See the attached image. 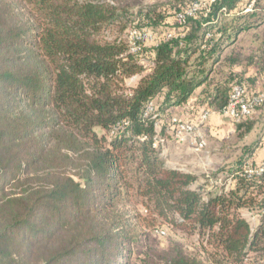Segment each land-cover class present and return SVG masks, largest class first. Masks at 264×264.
I'll return each instance as SVG.
<instances>
[{"label": "trees", "instance_id": "16d2710c", "mask_svg": "<svg viewBox=\"0 0 264 264\" xmlns=\"http://www.w3.org/2000/svg\"><path fill=\"white\" fill-rule=\"evenodd\" d=\"M251 2L215 0L182 26L185 0L138 12L119 0H0V264H130L140 238L122 207L134 200L151 226L198 237L197 251L177 246L160 264H264L254 163L205 196L154 147L174 109L223 113L235 85L264 79V0L246 13ZM170 29L131 51L130 32ZM242 209L261 210L255 228Z\"/></svg>", "mask_w": 264, "mask_h": 264}, {"label": "rangeland", "instance_id": "374dc122", "mask_svg": "<svg viewBox=\"0 0 264 264\" xmlns=\"http://www.w3.org/2000/svg\"><path fill=\"white\" fill-rule=\"evenodd\" d=\"M169 1L171 0H119L121 4L130 5L134 12L160 8ZM185 1L186 5L190 4L191 6L201 0ZM255 3L256 1L249 9H253ZM169 20L170 22L175 21L177 24L175 17ZM170 31L174 30L170 29ZM153 35L155 38L162 37L164 32L157 30ZM154 41L148 44H152ZM134 82L135 78L129 83L133 84ZM254 88L256 92L264 91V79L258 82ZM171 115L183 121L198 123L200 114L187 108L185 110L174 109ZM220 115L224 114L212 113L209 120L201 126V132L207 142V146L201 152L194 150V145L190 140L184 143L177 142L169 128L161 135L165 139L161 152L167 167L196 175L199 181L193 188L202 187L205 196L208 193L229 192L233 185L234 173L232 171L240 167L244 163L243 161L249 160V163H254V166L264 161V157L261 155L264 148V108L259 109L252 118L239 123L225 115ZM251 122H255V129L249 134H245L243 129L240 134L237 127ZM160 131H162L161 126ZM250 156L253 160L250 159ZM249 166L248 164L245 166L246 173ZM122 211L127 226L140 238V248L136 251L140 252V255L138 253L134 255L130 264H160L165 254L173 253L177 246L186 252L197 251L199 243L196 235L189 236L162 220L151 226L152 220L149 213L138 201L134 200L131 204L123 206ZM240 213L252 228L256 227L258 218L262 215L261 210L242 209ZM162 232L165 234H161Z\"/></svg>", "mask_w": 264, "mask_h": 264}, {"label": "built area", "instance_id": "2783aa9c", "mask_svg": "<svg viewBox=\"0 0 264 264\" xmlns=\"http://www.w3.org/2000/svg\"><path fill=\"white\" fill-rule=\"evenodd\" d=\"M214 2L215 0L196 1L186 10L177 15L178 24L183 26L186 23L188 17L195 16L201 10L206 9L207 11H209L208 7ZM163 36L166 40H169L175 37V33L174 31H168L165 32ZM129 40L131 44V51L133 53H137L140 50L141 42H152L155 40V37L151 33H140L138 31H132L130 32ZM263 104L264 91L256 92L249 89L245 85L238 84L233 87L228 105L225 108L223 114L233 121L239 123L252 118L258 111L259 107H261ZM154 109V106L150 104L147 107L145 115L147 116L151 114ZM211 115L212 113L209 110H204L198 117V123L183 121L174 117L169 130H172L173 136L177 142L184 143L190 140L194 145V150L196 152H201L207 146L206 139L201 132V126L209 120ZM155 127L157 130V135L154 139V147L162 148L165 143V139L161 136L160 125L156 123ZM247 174L249 177L253 175H263L264 161H262L257 166L250 165ZM161 234L165 233L162 232Z\"/></svg>", "mask_w": 264, "mask_h": 264}, {"label": "crops", "instance_id": "0c3cea01", "mask_svg": "<svg viewBox=\"0 0 264 264\" xmlns=\"http://www.w3.org/2000/svg\"><path fill=\"white\" fill-rule=\"evenodd\" d=\"M254 1H256V0H252V2L250 3V5H248V6L245 8V12H246V13L252 11V9H249V7L252 6V3H253ZM248 74H249V75H252V72H249ZM135 80H136V79H135ZM249 88H250L251 90H253V91H254V89H255L254 87H251V86H249ZM220 116H224V115H220ZM213 117H214V116H213ZM261 155H263V157H264V148L262 149ZM261 157H262V156H261Z\"/></svg>", "mask_w": 264, "mask_h": 264}]
</instances>
